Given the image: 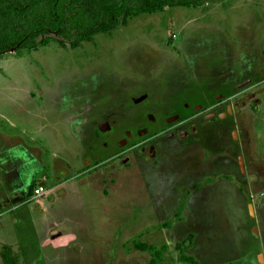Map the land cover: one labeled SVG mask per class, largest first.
Here are the masks:
<instances>
[{
  "label": "rangeland",
  "instance_id": "1",
  "mask_svg": "<svg viewBox=\"0 0 264 264\" xmlns=\"http://www.w3.org/2000/svg\"><path fill=\"white\" fill-rule=\"evenodd\" d=\"M40 41L44 43L36 49L0 54V89L5 81H19L21 88H33L46 111L39 118L28 117L14 100L0 103V110L17 122L14 136L32 135L37 140L47 168L39 170L36 184L44 180L46 192L50 186L67 183L63 189L70 186L71 191L64 195L58 188L31 199V219L25 216L20 225L14 215H0V264H264V176L255 177V138L246 150L250 190L255 192L246 195L250 207L244 210L241 193L229 181L223 184L213 176L197 181L195 174L188 177L192 181L184 179L183 154L175 140L160 142L169 154L156 167L125 152L114 159L125 151L120 141L127 129L143 134L148 127L157 135L166 119L177 124L178 113L196 105L192 101L199 92L200 101L206 93L213 100L236 93L242 85L230 89L212 85L233 74L240 77L235 82L242 81L245 53L253 62L244 78L254 77V63L264 62V0H212L200 7L128 16L118 28L96 32L74 45L57 35L42 36ZM38 88L45 90V96L37 94ZM25 100L23 96L21 101ZM160 101L161 113L150 109ZM84 117L91 118L86 125L94 120L98 127L110 126L107 131L96 126V140L85 150L71 135L85 138V130L76 127L77 118ZM254 121L253 127H259ZM0 127L6 134L11 130L3 120ZM25 128L28 135L21 134ZM116 131H120L117 141ZM92 142L95 158H86L88 165L60 177L62 160L71 161L75 151L89 153ZM185 160L193 161L190 156ZM29 165L34 167L33 162ZM261 168L264 174V164ZM55 176L59 178L54 180ZM231 179L238 185L236 178ZM192 184L209 188L188 198ZM45 206L50 211L44 215ZM216 215L223 220L219 227ZM59 233L74 235L78 241H66L59 248L47 245L46 238ZM253 235L256 240L250 239Z\"/></svg>",
  "mask_w": 264,
  "mask_h": 264
},
{
  "label": "flooded vegetation",
  "instance_id": "2",
  "mask_svg": "<svg viewBox=\"0 0 264 264\" xmlns=\"http://www.w3.org/2000/svg\"><path fill=\"white\" fill-rule=\"evenodd\" d=\"M263 70L264 62H261L259 67L255 68L254 77L243 79L239 83L229 78L215 79V82L219 83L212 85L213 87L223 86L230 89L232 85L235 87L242 85V88H238V92L236 90V93L226 92L225 94H221L218 97H214V100L211 98V94L208 95V93H206L203 94V101H200L198 99L200 97V90L198 91V88L195 87L199 93L197 99L192 102L196 105L193 107L192 104L189 110L178 113L175 118L177 124H171L166 119L165 126L160 127L162 128L160 133L155 135V133L152 132L153 136H149V134H152L151 131L153 130L148 127L145 128V132H142L143 134H134L127 129L125 131V137L120 141V145H123L122 149H125V151L120 154L117 153L114 159H119L122 153L125 152L131 155L135 154L143 160V164L145 165H154V167H156L159 163L162 164L169 154L168 150L160 142L165 139L175 140L180 150L179 153L183 154L180 173H184V175L182 174L184 179L188 178L190 174H195L197 176V181H203L205 177L212 176L219 177L220 182L223 184L229 181L228 184L236 187L241 193L244 210L249 206L246 195L255 192L253 189L250 190L251 180L249 179L251 175L248 173V159L246 153L247 149L250 150L252 137L256 139L254 163L257 173H255V177L259 178L256 180H260L261 176H264V174L260 172L262 171L261 166L264 164L261 157V148H263L261 147L263 144L261 139L263 138L264 141ZM161 102L162 101L158 102L155 107L151 106L150 109L154 108L159 111L158 113H161L162 110L159 109ZM186 105L187 104L184 105L183 103L184 109ZM155 116L153 117L154 119L157 117ZM140 117L141 116H138L137 118ZM252 119L255 125L257 123H255L254 120L256 119V121H258L259 127H253ZM102 125L104 128L106 127V123ZM169 125L172 126L169 127ZM251 126L254 129V135H251ZM166 127L167 129L163 130ZM116 129L120 128L117 127ZM116 132H118V134L115 141L119 140L120 136V131ZM161 135L165 137L158 138ZM113 136H115V134H112V137ZM137 137L142 139L146 138V141L144 139L142 142L130 145L131 143L129 142H132ZM187 156H190L193 161L186 162L185 158ZM129 159L131 158L128 157L122 159V161L124 162ZM231 177L236 178L238 185L234 183L235 181H233ZM188 179L191 181L193 180L191 178ZM253 182L255 183V180H253ZM262 182H264V178H262ZM192 185L193 186H191L189 190L191 194L197 193L201 195L209 188L208 185H202L200 187H197V184ZM258 209L260 210V208ZM258 212L256 209V216ZM216 216L217 218H215L214 221L216 226H220L219 221H221V225H223V220L220 219L219 215ZM249 219L251 218L248 217L247 220ZM213 226H215V224ZM196 228L199 229V226L196 225ZM218 236L215 238H218ZM250 237L252 240L257 239L255 235Z\"/></svg>",
  "mask_w": 264,
  "mask_h": 264
},
{
  "label": "crops",
  "instance_id": "3",
  "mask_svg": "<svg viewBox=\"0 0 264 264\" xmlns=\"http://www.w3.org/2000/svg\"><path fill=\"white\" fill-rule=\"evenodd\" d=\"M249 58L250 55H248V53H245L243 60L240 63L242 68L241 77L243 79H246L244 77L246 73H248V71L251 69V66L249 64L253 62L252 60H249ZM255 66L256 68L259 67V63H254V67ZM232 73L233 71L230 74ZM233 75L234 76L229 77V79L233 80L234 82L238 80V78H240V77L237 78L235 77L239 75L236 74ZM195 79L197 81L199 80L198 77H196V74H195ZM18 83L19 81L4 82L3 84L4 88L2 87V89H0L2 93V96H0V98H2L0 99V103L5 102V105H8V102L10 100H14L18 103L19 106L17 105V107H19L20 110L19 109L18 110L20 112H25L28 117L32 115L39 118V116L44 114L46 109H44L36 100L37 96L33 88L23 89L21 88L20 83L19 84ZM37 94L41 96H45V90L38 88ZM23 96L24 98H26L24 102L21 101ZM31 105H34L36 108H32ZM8 115L9 114H7V112L0 110V121L3 120L7 122V124L11 128L10 132L6 134L2 131L0 127V215L2 214L3 216L6 213L12 214L14 215L13 219L16 220V223L20 225V223H22L23 218L25 216L26 218H29L31 215L32 210L28 205V202L34 198L33 197L34 189L38 186L47 187L46 186L47 183L43 182L44 180H42V182H40L39 184H36V177L41 173V172L39 173V170H44V169L46 170L47 165L43 162L42 151H40L39 147L35 146L37 142L35 136L30 135L26 139L14 136V133H12V129L17 128V122L14 121V119L11 116ZM74 120L75 119L71 118L70 122L73 124V122H75ZM77 120H78L77 122L78 124L76 125V127L79 126L80 129L77 127L79 130H83V131L85 130L86 132L85 138L83 137V139L80 138L78 139L74 136V134L71 133V135L75 139V143L77 144V146L82 145L84 146L83 149L85 150V148H87L85 147L86 144H89L88 142H91L92 140H96L95 127L96 126L98 127L99 123L93 120L92 123H90V125L89 124L86 125V122L91 121V118L87 119L86 117L81 119L77 118ZM18 122L22 123V121H18ZM101 126L102 125H99L98 129L101 128ZM108 129H110V126L109 124L106 123L105 130L107 131ZM21 134L28 135V130L25 128ZM58 141H62V140L58 139ZM91 144L92 147L90 146L91 148L89 153H85V154L81 152L76 153L75 151V153H73L74 156L71 159V161L62 160L64 167L62 166L63 168L59 172L62 173L59 174L60 177H62L63 174L65 176L67 175L70 176L71 171L74 172V170L81 167V165H85V164L88 165V161L86 158H95V156H93V153H95V147L93 145L95 143L92 142ZM32 162L34 163V167L32 165H29ZM155 169L159 170V168H155ZM58 178L59 177H56L54 180ZM30 181H32V185L30 184ZM66 185L68 186L67 183L61 185L57 184L53 187L50 186V188L48 187V189L45 192V195L43 196L51 194L50 192L53 193L58 188L63 189ZM70 188L71 187L69 186L68 189H63V194L66 195L67 191H71ZM192 195L193 196L197 195V193L191 194V192H189L188 198L189 196ZM9 196H11L12 199L14 200H11ZM39 198H42V196ZM190 200H189V204L191 205ZM49 211L50 208L48 206H45L44 209L42 210V213L45 215ZM68 237L62 233H59L58 235L47 237L46 243L47 245L52 246V248H59V247H63V244L66 241H69L70 243H74L78 241V237H75L74 235H70ZM18 252L19 254H22L23 257V252H20V250Z\"/></svg>",
  "mask_w": 264,
  "mask_h": 264
},
{
  "label": "trees",
  "instance_id": "4",
  "mask_svg": "<svg viewBox=\"0 0 264 264\" xmlns=\"http://www.w3.org/2000/svg\"><path fill=\"white\" fill-rule=\"evenodd\" d=\"M212 0H0V54L36 49L45 35L72 45L128 16L176 7H200ZM179 247V245H178Z\"/></svg>",
  "mask_w": 264,
  "mask_h": 264
},
{
  "label": "built area",
  "instance_id": "5",
  "mask_svg": "<svg viewBox=\"0 0 264 264\" xmlns=\"http://www.w3.org/2000/svg\"><path fill=\"white\" fill-rule=\"evenodd\" d=\"M45 193V188L43 186L36 187L34 189L33 197L38 198Z\"/></svg>",
  "mask_w": 264,
  "mask_h": 264
},
{
  "label": "water",
  "instance_id": "6",
  "mask_svg": "<svg viewBox=\"0 0 264 264\" xmlns=\"http://www.w3.org/2000/svg\"><path fill=\"white\" fill-rule=\"evenodd\" d=\"M144 99H145V97H143V98H141V99H137L136 102L139 103L140 101H142V100H144ZM101 129H102V131L105 130V128L103 127V125L101 126Z\"/></svg>",
  "mask_w": 264,
  "mask_h": 264
},
{
  "label": "bare ground",
  "instance_id": "7",
  "mask_svg": "<svg viewBox=\"0 0 264 264\" xmlns=\"http://www.w3.org/2000/svg\"><path fill=\"white\" fill-rule=\"evenodd\" d=\"M262 258V257H261Z\"/></svg>",
  "mask_w": 264,
  "mask_h": 264
}]
</instances>
